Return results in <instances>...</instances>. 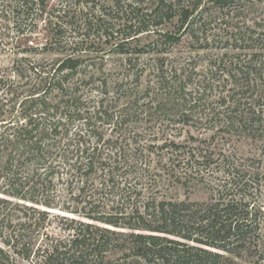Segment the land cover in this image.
I'll return each instance as SVG.
<instances>
[{
  "label": "trees",
  "instance_id": "16d2710c",
  "mask_svg": "<svg viewBox=\"0 0 264 264\" xmlns=\"http://www.w3.org/2000/svg\"><path fill=\"white\" fill-rule=\"evenodd\" d=\"M241 1L0 0V264H264L238 149L264 148V0Z\"/></svg>",
  "mask_w": 264,
  "mask_h": 264
},
{
  "label": "rangeland",
  "instance_id": "374dc122",
  "mask_svg": "<svg viewBox=\"0 0 264 264\" xmlns=\"http://www.w3.org/2000/svg\"><path fill=\"white\" fill-rule=\"evenodd\" d=\"M99 1V0H96ZM103 1V0H100ZM247 2L248 0H243L241 2ZM251 1V0H250ZM55 0H51V4H54ZM46 16H42L41 22L38 24L37 34L34 36H37L35 39L36 43H40L41 45L44 44L46 37H48L45 25L46 21L44 20ZM25 29V28H24ZM11 32V29L8 26L7 21H5V18L3 16H0V70L5 71L6 69H10L13 65L14 60L19 57L16 56L10 51L11 46L7 45V41H9V38H7L9 33ZM41 37V39L39 38ZM4 46V47H3ZM6 47V48H5ZM64 55L63 54H54V53H43L41 52V55H33L29 54L25 57L28 59H32L35 61H43V60H53V59H60ZM109 63L117 64V59L109 58ZM239 153L242 156H248L250 158H255L260 161L261 167L264 169V148L259 144H253V143H243L239 145L238 147ZM191 200H204L205 195L203 190L195 191L193 194L190 195ZM259 202L263 205L264 208V192L262 193V196L259 198ZM62 224L58 221H51L48 223L47 228L49 229L50 233L52 234H58V230Z\"/></svg>",
  "mask_w": 264,
  "mask_h": 264
}]
</instances>
